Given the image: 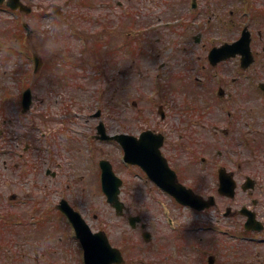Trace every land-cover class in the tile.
Segmentation results:
<instances>
[{
    "label": "rangeland",
    "instance_id": "1",
    "mask_svg": "<svg viewBox=\"0 0 264 264\" xmlns=\"http://www.w3.org/2000/svg\"><path fill=\"white\" fill-rule=\"evenodd\" d=\"M24 1L33 7L31 13L0 6V180L7 190L0 197V264H83L55 204L61 182L63 188L70 183L74 201L88 206L82 205L86 217L89 207L107 211L99 160L109 158L120 175V151L115 143L94 138L99 118L93 113L100 109L115 132L135 116L147 118L144 126L151 127L160 106L170 115H183L191 114L186 107L200 100H215L216 71L225 76L239 60L213 66L208 52L236 35L232 18L240 29L253 25L258 56L251 67L257 79L264 78V39L258 37L264 22L248 18L264 11V3L252 0L248 13L247 0H199L196 8L191 0ZM54 5L61 13L53 11ZM25 22L32 28L30 36ZM34 53L43 61L37 72ZM63 66L77 75H66L70 79L62 86ZM28 86L33 103L24 112L21 101ZM40 146L45 163L35 170L26 159H39L35 149ZM47 168L57 175L46 174ZM8 180L18 186L8 189ZM42 180L48 193L45 214L39 202ZM12 190H20L22 199L24 192L34 194L29 202L18 203L14 219L8 214ZM45 228L49 241L52 234L57 239L48 248L36 236Z\"/></svg>",
    "mask_w": 264,
    "mask_h": 264
},
{
    "label": "flooded vegetation",
    "instance_id": "2",
    "mask_svg": "<svg viewBox=\"0 0 264 264\" xmlns=\"http://www.w3.org/2000/svg\"><path fill=\"white\" fill-rule=\"evenodd\" d=\"M247 1L251 3L245 8L249 13L254 5L252 0ZM198 3L199 0H191L194 8ZM248 15L249 19L264 22V11ZM231 22L232 31L235 27L239 29L236 35L217 45L234 42L249 30L256 62L253 25L246 23L240 29L236 20L232 18ZM258 37L264 39L262 29H258ZM231 59L239 60L237 68L228 70L225 76L216 71V99L200 100L199 104L186 107L191 114L170 115L162 106V113L150 118L151 127L144 126L147 118L135 116L129 124L123 122L124 130L115 132L109 130L101 117L109 134L124 133L134 137L120 144L109 140L116 143L120 151V209L104 194L107 211L92 212L89 207L86 217L82 207L86 204L74 201L75 191L70 183L63 188L61 182L57 191L60 193L58 201L66 198L84 215L94 232H102L94 237V242L100 243L107 237L108 240L99 245L98 257L102 264H264V154H261L264 150V78L257 79L252 65L242 68L239 54L217 65ZM60 74L63 86L64 66ZM40 120L44 117L40 116ZM147 129L151 130V139L139 141ZM143 144L154 151L152 156L129 158L126 155L127 146ZM28 149L29 144L24 150ZM35 151L40 152V158L29 157L26 163L38 170L45 163L44 150L40 146ZM147 166H151L150 171ZM41 182L39 202L45 214L47 184ZM222 183L229 192L221 191ZM16 185L6 181L8 189ZM187 189L202 200L203 207L177 198V192H187ZM6 192L0 180V197ZM23 195L24 199L20 190L11 191L8 213L11 217L16 215V207L34 196L31 191ZM58 203L56 209L64 214ZM47 231L45 228L42 234L43 229H40L36 234L45 248L49 247V242L57 240L56 234H52L49 241ZM256 255L260 259H255Z\"/></svg>",
    "mask_w": 264,
    "mask_h": 264
},
{
    "label": "water",
    "instance_id": "3",
    "mask_svg": "<svg viewBox=\"0 0 264 264\" xmlns=\"http://www.w3.org/2000/svg\"><path fill=\"white\" fill-rule=\"evenodd\" d=\"M4 0H0V3H2ZM8 4L12 8H21L22 10H26L28 12L31 11V7L23 4L21 0H9ZM251 36L249 32H246L244 36H242L239 40L234 42L233 44H225L222 47H214L210 52V59L213 64L218 63L221 60L227 59L231 56L236 55L237 53H242V65L244 67L249 66L254 61L253 52L251 50ZM36 70L41 64V58L36 55ZM32 101V93L31 88H27L23 95V103L25 109H27ZM102 123H101V129H102ZM103 136L102 138H110L108 135L105 134V130L102 129ZM151 130H146L139 141L151 139ZM115 138H118L119 140H123V142L131 141L134 139V137L127 135V134H120L115 136ZM152 148V147H151ZM154 151L150 149L149 146L143 144V145H134V146H127V155L129 158H136V156H143L148 157L152 156ZM133 159L132 161H134ZM145 162V161H144ZM102 168H103V187L104 190L109 195V200H111L114 205L118 206L119 199H118V193H119V185L121 184L120 179L115 175L112 164L107 160H102L101 162ZM147 170H151V166L146 167ZM221 189L223 192L228 191V188L222 184ZM221 190V191H222ZM177 196L180 200L183 202L191 203L194 205H197L199 207H203V205L198 202L197 199H194L193 196H190L186 193H177ZM63 209L68 213V215L71 217L74 225L78 229L79 235L81 236L84 246H85V252H86V261L87 264H102V260L98 257L99 252V245H103L106 240H102L100 243L98 241L94 242V237H98L100 234H92L90 227L86 223V221L82 218L79 212L75 211L71 206L68 204L63 207ZM253 220V218H251ZM108 264V263H107Z\"/></svg>",
    "mask_w": 264,
    "mask_h": 264
}]
</instances>
